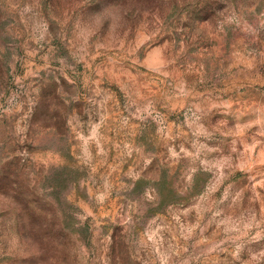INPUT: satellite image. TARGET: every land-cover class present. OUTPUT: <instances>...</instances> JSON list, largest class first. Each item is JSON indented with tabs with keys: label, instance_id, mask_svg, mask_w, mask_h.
<instances>
[{
	"label": "rangeland",
	"instance_id": "1",
	"mask_svg": "<svg viewBox=\"0 0 264 264\" xmlns=\"http://www.w3.org/2000/svg\"><path fill=\"white\" fill-rule=\"evenodd\" d=\"M0 264H264V0H0Z\"/></svg>",
	"mask_w": 264,
	"mask_h": 264
}]
</instances>
